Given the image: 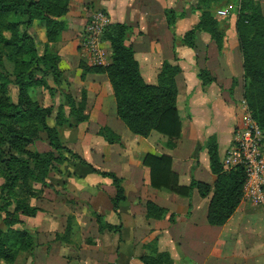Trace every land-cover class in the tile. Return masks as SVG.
<instances>
[{"label": "crops", "instance_id": "obj_1", "mask_svg": "<svg viewBox=\"0 0 264 264\" xmlns=\"http://www.w3.org/2000/svg\"><path fill=\"white\" fill-rule=\"evenodd\" d=\"M237 1L219 2L216 12H228ZM255 1L264 14V0ZM197 3L198 0H68V11L63 16L68 30L58 45H53L58 47L59 68L72 96H78L80 101L82 95L88 119L74 128H62V141H68L64 145L94 168L114 172L121 179L125 198L113 207L115 188L109 178L75 161L59 165V172L47 178L46 193L55 190V198L31 199V204L40 210L24 223L34 246L23 255L21 264H145L143 256L161 252L169 255V264H264L263 208L241 201L225 224L210 225V196L201 197L197 189L190 198L155 189L143 165L147 153L170 155L180 184L187 185L191 178L212 184L215 176L210 171L205 140L216 136L222 158L233 129L242 124L243 58L235 16L218 15L224 33L221 52L204 32L197 33L193 48L177 46L184 32L197 22ZM167 9L176 14L172 27L167 23ZM97 10L110 21L131 27L126 44L133 50L145 83L157 84L165 62L180 67L176 104L181 134L173 147H167V138L155 131L146 137L131 133L116 115L107 75L83 70L84 66H96L79 43ZM30 31L38 50V43L46 42L44 30L33 24ZM102 47L106 65L110 62V43L102 41ZM200 69H206L213 78L206 87L200 85ZM103 126L116 133L119 142L108 143L98 133ZM63 193L70 197L63 198ZM148 201L163 208L164 215L147 216ZM97 215L110 227L99 230ZM21 260L17 257V264Z\"/></svg>", "mask_w": 264, "mask_h": 264}, {"label": "trees", "instance_id": "obj_2", "mask_svg": "<svg viewBox=\"0 0 264 264\" xmlns=\"http://www.w3.org/2000/svg\"><path fill=\"white\" fill-rule=\"evenodd\" d=\"M221 1L228 0H198L195 6L200 11L197 22L182 35L183 44L193 48L197 33L204 32L215 42L219 52L222 51L224 33L215 12ZM236 3L235 28L243 58V98L251 118L264 132V14L255 0H238ZM67 10L68 0H0V264H10L19 252L32 250L34 239L22 228L25 218L21 216L32 217L40 210L30 202L42 192L36 184L46 185L47 176L52 171H59L58 166L67 160L61 152L69 153L79 163L111 180L115 188L113 207L125 198L121 179L114 172L94 168L60 141L59 126L67 122L63 111L58 113L61 119L58 125L50 126L47 119L53 108L41 106L29 93V88L41 84L51 89L53 95L52 89L57 87L60 57L49 43L58 41L66 30L67 22L59 17ZM166 15L168 25L172 27L175 11L167 9ZM34 19L42 21L46 28L42 54L38 53L35 40L28 31ZM130 33L128 24L108 22L101 39L110 43V62L84 66L83 70L107 75L115 97L116 115L131 133L146 137L155 131L167 138V147H173L181 134L176 104V76L181 69L165 62L158 73L157 84L145 83L133 50L126 44ZM37 72L44 73L38 76ZM197 76L201 87L213 81L206 69H200ZM49 79L55 87L51 88ZM68 103L69 115L76 123L88 119L82 101L76 104L69 95ZM185 109L188 111L187 106ZM41 132L57 155L32 148L33 143L42 138ZM98 133L108 143L119 142V136L107 126L101 127ZM204 147L210 171L215 176L212 184L194 178L187 185L180 184L178 175L172 170L170 155L147 153L143 165L148 168L149 183L155 189L187 198L191 197L193 189H197L201 197L210 196L207 222L222 226L242 200L245 171L241 165L224 168L215 135L206 138ZM164 213L163 208L147 202V216L159 218ZM96 221L99 230L110 227L99 215ZM142 260L145 264H169V255L161 252L156 256H143Z\"/></svg>", "mask_w": 264, "mask_h": 264}, {"label": "built area", "instance_id": "obj_3", "mask_svg": "<svg viewBox=\"0 0 264 264\" xmlns=\"http://www.w3.org/2000/svg\"><path fill=\"white\" fill-rule=\"evenodd\" d=\"M227 10L217 11L224 15ZM108 16L101 10L94 11L86 25L80 49L90 57L95 65L105 63L106 51L102 47L101 34ZM244 115L242 124L232 131L230 144L221 158L225 169L241 165L245 171L242 200L253 208L264 209V132L248 112L245 99L241 102Z\"/></svg>", "mask_w": 264, "mask_h": 264}, {"label": "rangeland", "instance_id": "obj_4", "mask_svg": "<svg viewBox=\"0 0 264 264\" xmlns=\"http://www.w3.org/2000/svg\"><path fill=\"white\" fill-rule=\"evenodd\" d=\"M231 1H233V0H231ZM234 5H237L235 2H233L232 3V5H231V7L229 8V11L227 12V13H229V14H232L233 16H235V20H236V9H237V7L235 6L234 7ZM68 11V10H67ZM216 12V11H215ZM67 13V12H66ZM65 13V14H66ZM226 13V14H227ZM65 14H63L61 17H59V18H61V19H63V20H65L64 18H63V16L65 15ZM216 14H217V12H216ZM33 24H35L36 25V27L38 28V27H42L43 28V30H44V34H45V37H46V28H45V25H44V23L42 22V21H40V20H38V19H34L32 22H31V24L29 25V27H28V31H29V33L33 36V34L31 33V31H30V29H31V27L33 26ZM68 30V24H67V28H66V30H64L63 32H62V34H61V38L58 40V41H56V42H54L55 43V45H58V43H59V41H61V39H62V36H63V33L64 32H66ZM34 38V37H33ZM181 39V38H180ZM178 41V40H177ZM54 43H49V45L50 44H52V45H50V46H53L54 47V49H55V45H53ZM45 44H46V42L44 43V45H42V44H39L38 43V53H40V54H42L43 53V50H44V48H45ZM183 45V46H186L185 44H183L182 43V40H179L178 42H177V46L178 45ZM35 45H36V42H35ZM52 47V48H53ZM187 47V46H186ZM36 49H37V47H36ZM54 52L56 53V54H58V47L54 50ZM58 56L60 57V55L58 54ZM60 60H61V58H60ZM60 60H59V62H58V67H59V63H60ZM7 67H9V68H11V66H9V64H7ZM59 70L61 71L60 72V77L58 78V80H57V82H58V84H57V87H55L54 85H52L51 83V80L49 79V81H50V85L52 86L51 88H53V87H55V88H53L52 90L54 91L53 92V95H51V93H50V90L48 89V88H46V87H44L43 85H41V84H39V85H37V86H34V87H31V88H29V93H30V95H31V97L38 103V104H40L41 106H46V107H48V106H50V107H52L53 108V110H52V115L47 119V123L50 125V126H57L58 125V122H60L61 121V119L59 118V116H58V113L59 112H61V111H63V113H64V118L67 120V122H66V124H64V125H62L61 127L59 126V138H60V141L63 143V136L61 137V135H62V128H68V129H70V128H74V127H76L79 123H81V122H78V123H76L75 122V120H74V118H72V117H70V111H69V103H68V99H69V95H71L72 96V92L69 90V83H67L66 82V80H65V77L63 76V72H62V70L59 68ZM43 73L44 72H37V74H38V76H42L43 75ZM14 94V93H13ZM75 94H76V92H75ZM79 94V91L77 92V95ZM73 97V96H72ZM83 100V98H82V95H81V100L80 101H82ZM73 101H74V103H76V102H80L79 100H78V96H75V97H73ZM77 104V103H76ZM58 116V117H57ZM68 134V133H67ZM154 134H159V133H154ZM160 135V134H159ZM41 139H39V140H36L34 143H33V145H32V148H34V149H36L37 151H40V152H48V151H52V152H54L52 149H51V147L48 145V142L46 141V139H45V135L41 132ZM66 137V136H65ZM68 137V136H67ZM63 140V141H62ZM68 141H66L65 140V142L64 143H66V144H68L67 143ZM63 143V144H64ZM67 147V146H66ZM75 152V151H74ZM55 153V155H57V153L56 152H54ZM85 153V152H84ZM61 154L62 155H64L65 157H67V160L66 161H64L63 163H65V162H67V161H75V162H78L75 158H73L69 153H67V152H61ZM81 154H82V152H81ZM85 157H87L86 156V154H85ZM63 163H61V164H63ZM79 163V162H78ZM60 164V165H61ZM81 164V163H80ZM55 166H56V164H55ZM58 166V165H57ZM52 172H59L58 170L57 171H52ZM51 172V173H52ZM47 178H48V176H47ZM47 178H46V185H44V186H42L41 184H39V183H37L36 184V186L38 187V188H42V192L39 194V196L38 197H32L31 199H37V200H39V198H55V196H54V191L55 190H53L52 191V193L51 192H49V191H47V193H46V190L47 189H49L47 186H49V184H48V182H47ZM1 182H2V178L0 177V184H1ZM44 191H45V194H44ZM44 194V195H43ZM53 194V195H52ZM63 195H64V197L63 198H69L70 197V195H68V194H66L65 195V193H63ZM59 197H61L60 195H59ZM31 202V201H30ZM33 205V204H32ZM21 218L23 219V218H25V220H24V223H25V221H26V218L27 217H22L21 216ZM25 225V224H24ZM15 227H17V228H19V227H21V226H15ZM22 228H25L24 226L22 227ZM26 229V228H25ZM25 253H26V251H21V252H19L18 253V256L17 257H19L20 256V260L22 259V257H23V255H25ZM17 257H16V259L14 260V262H12V263H10V264H17ZM22 263V260L20 261V264Z\"/></svg>", "mask_w": 264, "mask_h": 264}]
</instances>
